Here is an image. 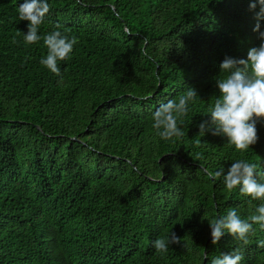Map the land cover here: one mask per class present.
<instances>
[{"label":"trees","instance_id":"16d2710c","mask_svg":"<svg viewBox=\"0 0 264 264\" xmlns=\"http://www.w3.org/2000/svg\"><path fill=\"white\" fill-rule=\"evenodd\" d=\"M23 2L0 0V264H210L237 248L241 264H264L259 224L246 245L227 233L213 244L209 224L230 209L247 219L264 201L208 174L240 159L264 172V120L245 152L198 128L220 63L264 42L259 5L48 0L29 45ZM57 25L78 41L59 76L40 63ZM189 87L200 98L178 119L184 136L164 140L153 113ZM172 232L181 243L157 253L153 241Z\"/></svg>","mask_w":264,"mask_h":264},{"label":"clouds","instance_id":"9594fccd","mask_svg":"<svg viewBox=\"0 0 264 264\" xmlns=\"http://www.w3.org/2000/svg\"><path fill=\"white\" fill-rule=\"evenodd\" d=\"M259 5V11L255 12L256 25L254 32L259 34V39L264 41V31H261L264 21V0H254L250 3V10L255 11ZM50 11L48 0H24L18 7L21 21H29L28 31L24 35L26 44H35L41 40L38 29L44 22ZM52 31L43 37L44 44L48 49L46 57L40 63L57 76L60 75L58 61L69 58L73 46L78 42L75 36L63 34L59 30ZM15 43V38H13ZM221 73L216 77V86L219 95L214 96V104L208 109V114L199 125V136L203 137L206 132L214 136L227 138L239 152L247 151L258 142L257 121L264 120V42L258 47H251L247 52V58H233L226 56L220 63ZM199 97L194 88H187L184 94L177 100H169L163 103L153 113L152 127L164 140L179 139L184 132L178 126V119L185 117L189 111V104ZM200 98V97H199ZM182 123V121H181ZM201 140H196L199 145ZM209 176H223V182L227 190L239 189L242 195L251 197L253 200L264 201V172L257 171V164L240 159L232 163L227 172L223 170L208 173ZM211 228L212 243L217 244L225 233L240 240L243 244L248 243V236L253 232V225L259 224L264 228V203H261L247 219H242L237 210L230 209L226 215L209 221ZM175 232L168 238H158L153 241V247L157 253H166L169 245L180 244ZM264 247V242H260ZM243 254L240 248L221 256L213 258L210 264H241Z\"/></svg>","mask_w":264,"mask_h":264}]
</instances>
